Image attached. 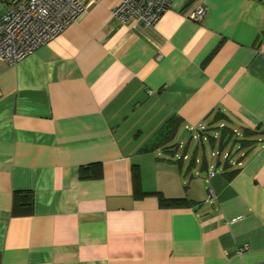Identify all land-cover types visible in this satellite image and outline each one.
<instances>
[{
    "label": "crops",
    "instance_id": "obj_1",
    "mask_svg": "<svg viewBox=\"0 0 264 264\" xmlns=\"http://www.w3.org/2000/svg\"><path fill=\"white\" fill-rule=\"evenodd\" d=\"M116 2L0 60V264L264 260V0Z\"/></svg>",
    "mask_w": 264,
    "mask_h": 264
},
{
    "label": "built area",
    "instance_id": "obj_2",
    "mask_svg": "<svg viewBox=\"0 0 264 264\" xmlns=\"http://www.w3.org/2000/svg\"><path fill=\"white\" fill-rule=\"evenodd\" d=\"M172 0H117L111 14L121 22L153 25ZM88 0H9L0 16V60L16 64L79 16ZM206 6L198 5L188 18L199 21ZM210 170L208 176L213 175ZM247 264H264V260Z\"/></svg>",
    "mask_w": 264,
    "mask_h": 264
},
{
    "label": "trees",
    "instance_id": "obj_3",
    "mask_svg": "<svg viewBox=\"0 0 264 264\" xmlns=\"http://www.w3.org/2000/svg\"><path fill=\"white\" fill-rule=\"evenodd\" d=\"M242 145H245V142H242ZM21 193L15 192L13 197V211L16 210H22L23 212H26L29 210V207L32 203V198L28 194V197L26 196H20ZM160 202L163 206H170V205H176L181 204L184 202V198H165L161 195H159ZM21 206V207H20ZM19 207V209H17ZM16 209V210H15Z\"/></svg>",
    "mask_w": 264,
    "mask_h": 264
},
{
    "label": "rangeland",
    "instance_id": "obj_4",
    "mask_svg": "<svg viewBox=\"0 0 264 264\" xmlns=\"http://www.w3.org/2000/svg\"><path fill=\"white\" fill-rule=\"evenodd\" d=\"M239 137V136H238ZM206 144V142H204ZM192 149L196 148L198 155H202V151H205L206 156L210 157V150L207 148V145H205L206 147L204 149H202L201 145L199 144V142H197L196 140H193L191 143ZM230 148H228V152L232 153L231 151H229ZM234 153L232 154V156L234 157Z\"/></svg>",
    "mask_w": 264,
    "mask_h": 264
},
{
    "label": "water",
    "instance_id": "obj_5",
    "mask_svg": "<svg viewBox=\"0 0 264 264\" xmlns=\"http://www.w3.org/2000/svg\"><path fill=\"white\" fill-rule=\"evenodd\" d=\"M219 164H220V163H219V162H217V164L215 165V168H216L217 166H219Z\"/></svg>",
    "mask_w": 264,
    "mask_h": 264
}]
</instances>
